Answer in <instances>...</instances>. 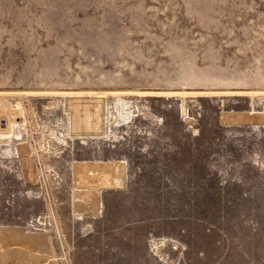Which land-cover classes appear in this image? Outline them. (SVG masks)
Returning <instances> with one entry per match:
<instances>
[{
	"label": "rangeland",
	"instance_id": "374dc122",
	"mask_svg": "<svg viewBox=\"0 0 264 264\" xmlns=\"http://www.w3.org/2000/svg\"><path fill=\"white\" fill-rule=\"evenodd\" d=\"M112 87L264 89V0H0V90H79L0 92V264H264V92Z\"/></svg>",
	"mask_w": 264,
	"mask_h": 264
},
{
	"label": "bare ground",
	"instance_id": "6f19581e",
	"mask_svg": "<svg viewBox=\"0 0 264 264\" xmlns=\"http://www.w3.org/2000/svg\"><path fill=\"white\" fill-rule=\"evenodd\" d=\"M228 1V0H227ZM222 2H223V0H222ZM224 3H225V1H224ZM227 3V2H226ZM146 4V3H145ZM145 6V5H144ZM179 7V6H178ZM122 8V7H121ZM173 8H175V7H173ZM172 10H175V9H172ZM167 11V10H166ZM121 12V11H120ZM228 12H229V10H228ZM94 15V14H93ZM129 15V14H128ZM164 15H166V14H164ZM114 16V15H113ZM132 16V15H131ZM108 17V16H107ZM128 17V16H127ZM133 17H135V16H133ZM167 17V16H166ZM169 17V16H168ZM95 18V17H94ZM119 18V17H118ZM123 18V17H122ZM132 18V17H131ZM162 18V17H161ZM133 19V18H132ZM157 19V18H156ZM119 20V19H118ZM127 20H129V19H127ZM163 20V19H162ZM175 20V19H174ZM173 20V21H174ZM130 21H131V19H130ZM156 21H158V20H156ZM178 21V20H177ZM176 21V22H177ZM250 21V20H249ZM107 22H109V21H107ZM138 23H139V21H138ZM175 23V22H174ZM116 24H117V22H116ZM141 24V23H140ZM162 24V23H161ZM166 24H167V21H166ZM120 25V24H119ZM128 25V24H127ZM126 25V26H127ZM133 25V24H132ZM143 25V24H142ZM145 25V24H144ZM218 26V25H217ZM241 26V25H240ZM146 28H148L147 26H145ZM160 27V26H159ZM177 27V26H176ZM112 28V27H111ZM127 27H125V29H126ZM172 28V27H171ZM178 28V27H177ZM176 28V29H177ZM180 28V27H179ZM115 29V28H114ZM174 29V28H173ZM186 29H187V27H186ZM179 30V29H178ZM183 30V29H182ZM237 30H239V29H237ZM174 31H175V29H174ZM181 31V30H180ZM164 32V31H163ZM124 33H126V32H124ZM161 33V32H160ZM196 33V32H195ZM195 33H193V34H195ZM226 33V32H225ZM146 34V33H145ZM220 34H222V33H220ZM228 34V33H227ZM127 36V35H126ZM125 36V37H126ZM200 36V35H199ZM198 37V36H197ZM142 38V37H141ZM144 38V37H143ZM199 38V37H198ZM201 38V37H200ZM99 39V38H98ZM174 39V38H173ZM114 40V39H113ZM141 40V39H140ZM158 40V39H157ZM168 40V39H167ZM178 40H179V38H178ZM234 40V39H233ZM118 41V40H117ZM127 41V40H126ZM143 41V40H142ZM191 41V40H190ZM235 41V40H234ZM174 42V41H173ZM192 42V41H191ZM221 42V41H220ZM91 43V42H90ZM137 44V43H136ZM224 44V43H223ZM154 46V45H153ZM152 46V47H153ZM167 46V45H166ZM219 46V45H218ZM137 48V47H136ZM217 48V47H216ZM165 49V48H164ZM251 50V49H250ZM163 52V51H162ZM186 53V52H185ZM68 54V53H67ZM183 54V53H182ZM143 57V56H142ZM152 57V56H151ZM100 87V86H99ZM102 87V86H101ZM114 87V86H113ZM112 87V88H113ZM259 87V86H258ZM90 88V87H89ZM95 88H97V87H95ZM106 88V87H105ZM105 88H104V90H105ZM110 88H111V86H110ZM135 88V87H134ZM102 89H103V87H102ZM82 89H80V91H81ZM100 90V89H99ZM85 91V90H84ZM87 91H90V90H87ZM93 91V90H92ZM109 91H136V92H264V89H262V88H256V89H246V90H228V89H225V90H220V89H205V90H187V89H180V90H139V89H128V88H119V89H114L113 88V90H110L109 89ZM0 92H2V93H6V92H79V90H63V89H34V90H0ZM192 157V156H191ZM246 180V179H245ZM249 185H250V183H249ZM254 185V184H253ZM248 186V185H247ZM255 190V189H254ZM210 192V191H209ZM212 204V203H211ZM249 204V203H248ZM238 208V207H237ZM128 210V209H127ZM236 212V211H235ZM246 213V212H245ZM234 217H236V216H234Z\"/></svg>",
	"mask_w": 264,
	"mask_h": 264
}]
</instances>
